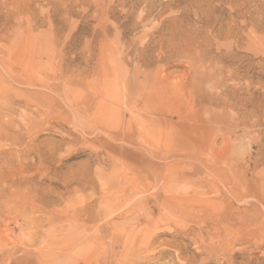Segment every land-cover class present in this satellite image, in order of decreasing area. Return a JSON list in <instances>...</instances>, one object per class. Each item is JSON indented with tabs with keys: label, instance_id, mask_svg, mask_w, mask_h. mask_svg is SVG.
Wrapping results in <instances>:
<instances>
[{
	"label": "rangeland",
	"instance_id": "1",
	"mask_svg": "<svg viewBox=\"0 0 264 264\" xmlns=\"http://www.w3.org/2000/svg\"><path fill=\"white\" fill-rule=\"evenodd\" d=\"M0 152V264H264V0H0Z\"/></svg>",
	"mask_w": 264,
	"mask_h": 264
},
{
	"label": "bare ground",
	"instance_id": "2",
	"mask_svg": "<svg viewBox=\"0 0 264 264\" xmlns=\"http://www.w3.org/2000/svg\"><path fill=\"white\" fill-rule=\"evenodd\" d=\"M140 72H141V71H140ZM139 74H140V73H139ZM148 74H149V73H148ZM149 75H150V74H149ZM110 82H111V81H110ZM152 82H153V81H152ZM113 83H114V81H113ZM124 83H125V82H124ZM127 85H128V84H127ZM127 85H126V86H127ZM109 89H110V88H109ZM116 90H118V89H116ZM99 91H100V90H99ZM113 91L115 92V90H113ZM97 92H98V91H97ZM97 92H96V93H97ZM130 92H131V91H130ZM108 93H110V91H109ZM131 93H132V92H131ZM104 94H105V93H104ZM115 94H116V93H115ZM117 94H119V93H117ZM109 95H110V94H109ZM116 96H117V95H116ZM126 96H127V95H126ZM170 96H171V95H170ZM111 98H112V96H111ZM125 98H126V97H125ZM170 98H171V97H170ZM103 99H104V98H103ZM113 99H114V101H113ZM121 99H122V98H119V96H118V97H116V98H112V101H113V103L115 102V100H116V102H119ZM108 100H109V101L111 100L110 97H109ZM108 100H107V101H108ZM123 100H124V99H122L121 101H123ZM128 100H130V99L128 98ZM162 100H163V99H162ZM162 100H161V101H162ZM85 101H87V100H85ZM121 101H120V103H121ZM133 101H134V100H133ZM135 101H136V100H135ZM135 101H134V102H135ZM93 102H94V100H93ZM106 103L108 104V102H106ZM130 103H132V101H131ZM145 103H148L147 106H151V105H153L150 99H145V100H144V104H145ZM111 104H112V102H111ZM114 104H115V103H114ZM121 104H122V103H121ZM123 104H124V103H123ZM160 104H161V103H160ZM131 105H133V104H130V109H133V107H135V106L133 105V106L131 107ZM136 105H137V104H136ZM91 106H92V105H91ZM108 106H110V105H108ZM115 106L119 107V106L117 105V103H116ZM153 106H154V108H155V110H156V106H155V105H153ZM161 106H162V105H160V107H161ZM106 107H107V106H106ZM151 107H152V106H151ZM118 109H119V108H118ZM134 109H135V108H134ZM94 110H95V108H94ZM97 110H98V109H97ZM100 110H101V109H100ZM107 110H108V109H107ZM107 110H105V111H107ZM109 110H110V108H109ZM112 110H113V109H112ZM128 110H129V109H128ZM162 110H164V109H162ZM116 111H117V109H116ZM129 111H130V110H129ZM151 111H154V110H151ZM160 111H161V109L159 110V112H160ZM119 112H120V109H119ZM157 112H158V111H156V113H157ZM120 113H121V114L123 113L122 110H121ZM154 113H155V112H154ZM94 114L96 115V113H94ZM107 114H108V113H107ZM118 114H119V113H118ZM161 115H162V114H161ZM118 117H119V116H118ZM112 121H113V120H112ZM119 121H120V119H119ZM161 123H162V122H161ZM109 124H111V123H109ZM162 124H163V123H162ZM115 126H116V125H115ZM131 126L133 127V125H131ZM131 126H130V127H131ZM128 127H129V126H128ZM126 128H127V127H126ZM126 128H125V129H126ZM147 129H148V128H147ZM117 130H118V129H117ZM134 130H135V129H134ZM119 131H121L122 133L124 132V131H122L121 129H120ZM131 131H133V130L131 129ZM148 131H149V130H148ZM193 131H194V130H193ZM129 132H130V131H129ZM142 132H143V131H142ZM142 132H141V133H142ZM194 132H196V131H194ZM117 133H118V131H117ZM117 133H116V135H117V136H120V135H118ZM132 133H133V132H132ZM132 133H131V135H133V136L135 135V136H136V134H132ZM135 133H137V132H135ZM145 133H146V132H145ZM148 133H151V131L148 132ZM138 134H139V133H138ZM124 135H125V140H124L123 138H122V139H123L124 141H126V138H127V137H126V134H124ZM124 135H122V136L124 137ZM127 135H128V133H127ZM139 135H140V134H139ZM129 136H130V134H129ZM144 137H145V135H144ZM127 140H130V139L127 138ZM134 141H135V138H134ZM134 141H133V142H134ZM129 142H130V141H129ZM0 153H2V152H0ZM0 155H1V154H0ZM6 176H7V174L5 175V177H6ZM5 177H4V178H5ZM54 196H55V195H54ZM53 200H54V199H53Z\"/></svg>",
	"mask_w": 264,
	"mask_h": 264
}]
</instances>
